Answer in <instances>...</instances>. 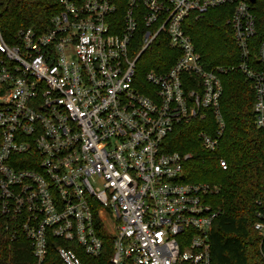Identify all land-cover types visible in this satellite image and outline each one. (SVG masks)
<instances>
[{
	"label": "built area",
	"instance_id": "1",
	"mask_svg": "<svg viewBox=\"0 0 264 264\" xmlns=\"http://www.w3.org/2000/svg\"><path fill=\"white\" fill-rule=\"evenodd\" d=\"M58 1L45 31L20 29L11 44L0 31L6 235L29 241L34 264H54L52 250L61 264H212L220 210L209 197L220 187L182 181L193 154L164 143L176 126L202 121L197 139L219 151L227 126L221 74L231 70L251 82L254 121L264 129V36L255 45L250 0H127L121 17L112 0ZM222 5H233L239 61L210 70L185 23ZM159 40L173 56L141 75L142 53ZM255 229L264 235V221Z\"/></svg>",
	"mask_w": 264,
	"mask_h": 264
},
{
	"label": "trees",
	"instance_id": "2",
	"mask_svg": "<svg viewBox=\"0 0 264 264\" xmlns=\"http://www.w3.org/2000/svg\"><path fill=\"white\" fill-rule=\"evenodd\" d=\"M112 1L118 5L121 17L127 0ZM250 4L257 19L256 45L264 36V0L250 1ZM61 9L58 0H0L1 34L11 44L20 29L33 27L45 31L51 25L52 16ZM232 12L233 5H222L200 17L192 13L187 18L186 31L207 69L233 66L239 61L234 33L228 24ZM141 39L142 34L132 49L133 54L141 49ZM172 56L169 44L157 41L142 53L139 73L160 70ZM221 79L224 86L221 110L227 126L219 151H205L197 139V132L204 127L202 121L176 126L164 147L168 152L193 154L184 163L182 181L211 182L220 187L209 197L212 205L220 210L210 237L212 264H264V235H259L255 229L257 221H264V129L257 127L254 121L255 93L248 78L240 71L231 70L221 74ZM1 139L0 128V143ZM219 157L226 160V169L221 167ZM5 225V218L0 214V264H34L29 241L23 237L10 241ZM100 234L105 240L104 255L109 258L111 236L103 226ZM84 257L87 261L91 259ZM50 259L55 260L54 264H61L54 250L49 254Z\"/></svg>",
	"mask_w": 264,
	"mask_h": 264
},
{
	"label": "water",
	"instance_id": "3",
	"mask_svg": "<svg viewBox=\"0 0 264 264\" xmlns=\"http://www.w3.org/2000/svg\"><path fill=\"white\" fill-rule=\"evenodd\" d=\"M251 2H255L256 0H250Z\"/></svg>",
	"mask_w": 264,
	"mask_h": 264
},
{
	"label": "rangeland",
	"instance_id": "4",
	"mask_svg": "<svg viewBox=\"0 0 264 264\" xmlns=\"http://www.w3.org/2000/svg\"><path fill=\"white\" fill-rule=\"evenodd\" d=\"M108 227L111 228L110 225H108Z\"/></svg>",
	"mask_w": 264,
	"mask_h": 264
}]
</instances>
